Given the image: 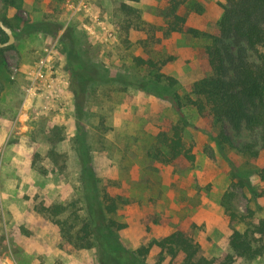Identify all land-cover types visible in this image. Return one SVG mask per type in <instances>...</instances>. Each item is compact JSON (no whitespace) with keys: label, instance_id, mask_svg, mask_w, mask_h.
Returning a JSON list of instances; mask_svg holds the SVG:
<instances>
[{"label":"rangeland","instance_id":"obj_1","mask_svg":"<svg viewBox=\"0 0 264 264\" xmlns=\"http://www.w3.org/2000/svg\"><path fill=\"white\" fill-rule=\"evenodd\" d=\"M81 3L18 0L20 7H10L0 2V19L7 18L10 8L15 12L7 18L15 43L4 53L5 63L0 59V264H103L99 248L76 250L64 244L43 211L53 203L83 199L82 161L87 151L98 185L126 200L113 216L125 227L112 231L124 247L136 251L181 229L192 235L201 254L224 255L232 230L245 229L243 223L230 224L226 206L242 215L251 210L255 223L264 218V196L255 200L251 191L264 190L258 175L263 157H243L240 143L246 134L233 146L220 144L221 128L193 107L179 111L170 99L132 84L154 81L151 70L139 67L136 58H172L161 73L178 81L167 90L181 96L209 76L211 68L200 52L210 42L176 33L166 36L167 15L177 3L178 14L189 26L216 34L225 0ZM123 4L135 9L139 19ZM34 22L63 27L53 35L22 31ZM69 26L77 31L74 48L87 50L112 80L92 85L80 120L66 48L60 42ZM181 118L186 123L184 141L196 157L187 166L164 161L160 152H166L156 141L160 131ZM100 122L104 130L98 141ZM245 178L250 186L241 185ZM158 256L154 247L139 259L158 264ZM235 264H264V256Z\"/></svg>","mask_w":264,"mask_h":264},{"label":"trees","instance_id":"obj_2","mask_svg":"<svg viewBox=\"0 0 264 264\" xmlns=\"http://www.w3.org/2000/svg\"><path fill=\"white\" fill-rule=\"evenodd\" d=\"M0 2L10 7H20L18 0ZM178 6L173 3L169 9L165 35L176 33L208 40L210 43L200 54L208 62L211 74L195 81L189 94L181 96L176 91L167 90L177 87L178 81L161 73L162 66L172 58L159 62L136 58L139 67L151 70L154 81L150 83L143 80L132 85L158 97L170 99L179 111L187 105L193 107L201 118L221 128L218 135L220 144L229 143L233 146L235 139H243L242 135L246 134L240 143L243 157L262 156L264 159V0H225L224 14L216 34L189 26L187 18L178 14ZM122 8L130 16L139 19L135 9L125 4ZM1 20L11 30L14 29L9 19L1 17ZM62 27V24L57 23L34 22L27 23L22 31H41L53 35ZM76 34V29L69 26L60 36V42L66 48L76 112L80 120L84 116L87 93L92 85L110 83L112 80L106 79L101 67L90 60L87 50L80 53L74 48ZM7 40V34L0 29V42L5 43ZM11 48H0V59L4 63V53ZM161 87L169 92L168 96H163ZM100 123L98 141L103 138L104 130V123ZM185 125L181 118L157 134L156 141L166 152H160L164 161L181 166L195 162L192 147L184 141ZM228 128L233 132L232 135ZM258 175L264 181V167ZM81 177L83 199L67 204L53 203L43 208V211L58 229L64 244L76 250L99 248L103 253V264H142L139 258L147 256L154 247L159 249L158 264L165 261L168 264H235L239 260L251 262L264 256V218L255 223L252 219L254 212L251 210L248 215H242L229 206H226V214L230 224L243 223L245 229L232 230L229 251L220 257L201 254L200 246L192 235L181 229L160 240H154L147 247L131 251L112 235L113 230L120 231L125 227L113 216L126 200L122 196L111 195L98 185L88 151L82 161ZM246 181L248 179H241V185H249ZM251 191L255 200L264 196V190L259 193L251 188Z\"/></svg>","mask_w":264,"mask_h":264},{"label":"water","instance_id":"obj_3","mask_svg":"<svg viewBox=\"0 0 264 264\" xmlns=\"http://www.w3.org/2000/svg\"><path fill=\"white\" fill-rule=\"evenodd\" d=\"M0 29H2L8 36V40L5 43L0 42V48H7L15 43V36L11 28L7 27L2 20H0Z\"/></svg>","mask_w":264,"mask_h":264},{"label":"crops","instance_id":"obj_4","mask_svg":"<svg viewBox=\"0 0 264 264\" xmlns=\"http://www.w3.org/2000/svg\"><path fill=\"white\" fill-rule=\"evenodd\" d=\"M14 15H15L14 10H13L12 8H10V9L8 10V13H7V18H12V17H14ZM0 20H1V19H0Z\"/></svg>","mask_w":264,"mask_h":264},{"label":"built area","instance_id":"obj_5","mask_svg":"<svg viewBox=\"0 0 264 264\" xmlns=\"http://www.w3.org/2000/svg\"><path fill=\"white\" fill-rule=\"evenodd\" d=\"M76 3L82 5L81 0H74Z\"/></svg>","mask_w":264,"mask_h":264}]
</instances>
